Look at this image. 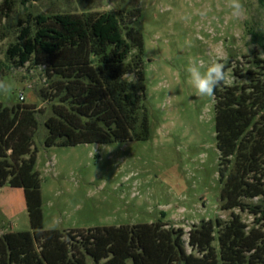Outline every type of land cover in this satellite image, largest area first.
<instances>
[{"label": "rangeland", "instance_id": "obj_1", "mask_svg": "<svg viewBox=\"0 0 264 264\" xmlns=\"http://www.w3.org/2000/svg\"><path fill=\"white\" fill-rule=\"evenodd\" d=\"M241 2L246 15L236 18L227 0H0V80L10 87L0 92V103L31 104L42 111L34 146L43 229L162 219L181 227L186 240L199 221L229 218L230 211L218 206L213 98L196 94L186 68L191 58L218 59L231 75L233 70L239 75L225 85L247 81V70L257 71L252 60H264V0ZM101 13L119 18L122 35L132 45L126 63L140 58L142 81L137 83L135 73L123 78L136 84L147 137L45 147L42 121L50 114L45 95L55 77L32 63L13 66L7 49L21 25L35 28L37 15ZM232 211L251 224L247 213ZM10 231H30V225L23 189L5 183L0 186V235Z\"/></svg>", "mask_w": 264, "mask_h": 264}, {"label": "trees", "instance_id": "obj_2", "mask_svg": "<svg viewBox=\"0 0 264 264\" xmlns=\"http://www.w3.org/2000/svg\"><path fill=\"white\" fill-rule=\"evenodd\" d=\"M34 25H21L7 55L15 67L32 63L55 77L45 95L50 114L42 121L44 146L145 139L148 126L136 84L123 78L135 73L137 83L142 81L140 58L126 63L132 45L119 18L113 13L37 15ZM252 66L257 71L247 70V81L221 83L213 97L218 206L230 211L229 218L199 221L186 240L181 227L162 219L43 229L34 146L42 111L31 104L0 103V186L23 189L30 225V231L0 235V264H264V60H252ZM234 209L251 216V224Z\"/></svg>", "mask_w": 264, "mask_h": 264}, {"label": "clouds", "instance_id": "obj_3", "mask_svg": "<svg viewBox=\"0 0 264 264\" xmlns=\"http://www.w3.org/2000/svg\"><path fill=\"white\" fill-rule=\"evenodd\" d=\"M227 6L231 9L232 16L242 18L246 15V8L241 0H227ZM189 82L201 97L213 98L216 87L221 83H232L236 77L226 70L225 63L218 59L191 58L186 68ZM9 85L0 80V92L8 93Z\"/></svg>", "mask_w": 264, "mask_h": 264}, {"label": "built area", "instance_id": "obj_4", "mask_svg": "<svg viewBox=\"0 0 264 264\" xmlns=\"http://www.w3.org/2000/svg\"><path fill=\"white\" fill-rule=\"evenodd\" d=\"M20 100L22 99V95L19 96Z\"/></svg>", "mask_w": 264, "mask_h": 264}]
</instances>
